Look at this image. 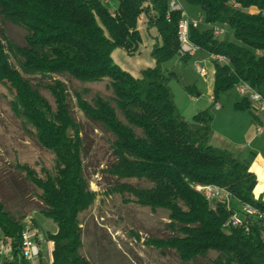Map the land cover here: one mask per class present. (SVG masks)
Listing matches in <instances>:
<instances>
[{"label":"trees","instance_id":"trees-1","mask_svg":"<svg viewBox=\"0 0 264 264\" xmlns=\"http://www.w3.org/2000/svg\"><path fill=\"white\" fill-rule=\"evenodd\" d=\"M116 1L111 11L105 0H0L1 19L26 31L20 44L6 43L0 36V83L12 95L14 114L54 155L49 168L18 166L36 189L42 213L57 224V231L48 234L54 242L53 264H92L81 253L80 216L93 207L97 196L85 174L82 125L73 115L69 88L60 79L41 80L54 74L81 82H109L110 98L97 94L88 99L75 90L77 105L111 143L113 160L107 168L115 179L111 191L128 193L139 205L169 211L173 234L153 244L175 250L184 262L202 258L210 264H264V219L252 218L249 231L225 226L238 210L236 201L264 212V200L254 195L256 175L241 153L210 142V109L186 119L170 86L175 72L165 65L190 57L180 52L182 13L168 18V0ZM186 1L204 12V24L191 29L192 42L230 61L214 63L211 106L240 81L264 95V0H236L241 8L231 0ZM142 17L147 31H156L150 48L155 64L134 76L115 63L113 52L117 48L129 55L140 52ZM213 24L228 26L234 39L216 37ZM249 105L246 98L235 104L242 110ZM197 184L224 188L231 206L208 200ZM25 217L0 199V232L13 243L10 264H33L19 255Z\"/></svg>","mask_w":264,"mask_h":264},{"label":"rangeland","instance_id":"rangeland-1","mask_svg":"<svg viewBox=\"0 0 264 264\" xmlns=\"http://www.w3.org/2000/svg\"><path fill=\"white\" fill-rule=\"evenodd\" d=\"M180 1L187 15L204 17L201 6L192 5L186 0ZM218 25L225 29L221 40L234 39L232 29L223 24ZM146 27L145 18H140L138 28L144 42L139 53L129 55L122 48H117L114 52L115 63L134 76L140 75L141 70L137 72L140 66L148 67L147 62L152 58L148 51L151 36L156 31L155 29L147 31ZM25 33L24 28L13 22L3 21L0 16V36L6 39V43L9 40L20 44ZM197 47L199 50L188 59L180 61L174 58L165 65L169 71L175 72L170 86L176 103L188 120L209 108L214 117L215 127L228 130L233 127V116L240 114L236 111L239 109L235 104L243 97L233 87L218 99L223 106L222 111L215 110L214 105L211 106L214 84L210 86L205 77L197 72L195 66L197 58H206L210 54ZM11 56V62L19 68L14 55ZM52 79L66 82L72 95V112L77 122L82 125L85 174L91 189L97 193L93 207L80 216L83 229L82 255L92 264H210L208 260L202 258L184 262L175 250L153 244L154 240L166 239L173 234L169 228L168 210L145 207L134 202L128 193L111 191L115 182L107 172L113 160L111 143L107 135L90 122L79 108L74 93L77 90L88 99L97 94L110 98L113 92L108 86L109 82H81L57 74L52 75L50 79L41 80L47 83ZM43 91L52 99L46 89ZM11 98L8 88L0 83V199L15 214H26V219L35 217L40 229L38 232L43 233L44 238L48 240V234L57 231V224L42 213L43 205L36 196V189L18 166L28 164L36 170L49 168L54 164V155L38 142L35 135L28 131L23 120L14 114L10 105ZM249 110L253 113L250 105ZM235 204L238 205L237 202ZM29 224L27 222L26 226ZM19 255L21 256L20 253ZM215 255L212 254L211 258Z\"/></svg>","mask_w":264,"mask_h":264},{"label":"built area","instance_id":"built-area-1","mask_svg":"<svg viewBox=\"0 0 264 264\" xmlns=\"http://www.w3.org/2000/svg\"><path fill=\"white\" fill-rule=\"evenodd\" d=\"M231 4L234 7L241 8V4L236 0H231ZM170 18L171 13L181 12L182 17L178 26V39L180 42V52L183 55H193L195 51L199 50L191 40V29L198 28L204 23V17L189 16L184 12L183 4L180 0H168ZM251 10V9H250ZM213 33L216 37H222L225 33V29L218 24H213ZM211 61L213 63L219 62L222 64L229 63L227 56L222 54L212 55ZM196 70L201 76H207L209 70L204 60H198L195 62ZM215 66V65H214ZM235 88L239 94L246 98L250 104V108L253 113L259 118V123L256 126L259 134H264V95L251 86L246 81H240L235 85ZM216 109L220 108L219 104H215ZM197 191L203 194L208 200H218L225 202L228 206H231L232 199L230 193L224 188L215 184H197ZM237 202V201H236ZM239 203V202H238ZM238 210L234 211L231 216L225 222L226 227H241L246 231L250 230L251 219L260 218L264 219V213L256 211L244 203H239ZM25 228L21 234L20 242V254L24 258L30 260L32 263L40 256L41 249L36 239V234L29 226H26L27 220L25 219ZM14 260L13 243L9 237L0 235V264H10Z\"/></svg>","mask_w":264,"mask_h":264},{"label":"crops","instance_id":"crops-1","mask_svg":"<svg viewBox=\"0 0 264 264\" xmlns=\"http://www.w3.org/2000/svg\"><path fill=\"white\" fill-rule=\"evenodd\" d=\"M105 1L109 4V6H111L110 7L111 11H114L116 9L117 3H115V0H105ZM251 10L252 12L257 11L255 7H253ZM153 35H155L154 32ZM142 39L144 40L143 35H142ZM152 42L153 40L150 39L151 45ZM150 48L148 51L149 55H150ZM114 52H113V58L115 57ZM198 60L205 61L206 66L209 70V74L203 77H205V79L207 80L205 81L210 86H213L214 78H215V66L214 63L211 61V56L209 55L206 58H197L196 61ZM147 64L148 67L153 66L155 64L154 59L149 58ZM144 66L145 65H142V67L140 66V69L137 72H140V70L144 69L145 68ZM211 101L212 102L214 101V93ZM216 104H219L220 108L216 109L215 107V110L222 111L223 106L219 102V100L216 102ZM236 111H238L240 114L239 116H233V127L231 126L228 130L225 131L220 127H215L214 117H213L212 120L213 133L210 142L214 146L226 148L231 151L241 153L242 157L248 160L250 164V170L254 172V174L257 177V184L254 188V195L256 198H262L264 200V134H259L256 129V126L259 123V118L256 115H254V113H252L249 109L245 111L239 109ZM223 115L225 116V114ZM237 206H239V203ZM26 220L27 222L30 223L28 226L36 234V239L41 249L40 256L34 261L33 264H53L54 242L49 239L47 240L46 238H44L45 236L43 233L38 232V230L40 229L38 227L35 217H29ZM0 235H3L2 232H0Z\"/></svg>","mask_w":264,"mask_h":264},{"label":"bare ground","instance_id":"bare-ground-1","mask_svg":"<svg viewBox=\"0 0 264 264\" xmlns=\"http://www.w3.org/2000/svg\"><path fill=\"white\" fill-rule=\"evenodd\" d=\"M228 58V57H227ZM244 205H247V206H249V207H251V208H253V209H256V211H260V212H263V211H261L259 208H257V207H255V206H253L252 204H250V203H244ZM264 213V212H263Z\"/></svg>","mask_w":264,"mask_h":264}]
</instances>
